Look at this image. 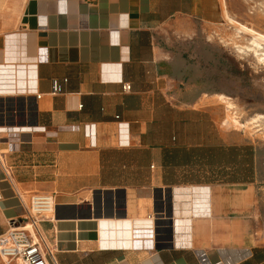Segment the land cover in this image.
<instances>
[{"label":"crops","instance_id":"0c3cea01","mask_svg":"<svg viewBox=\"0 0 264 264\" xmlns=\"http://www.w3.org/2000/svg\"><path fill=\"white\" fill-rule=\"evenodd\" d=\"M228 1L0 11V235L46 193L58 264H264L261 146L225 129L198 83V30Z\"/></svg>","mask_w":264,"mask_h":264},{"label":"rangeland","instance_id":"374dc122","mask_svg":"<svg viewBox=\"0 0 264 264\" xmlns=\"http://www.w3.org/2000/svg\"><path fill=\"white\" fill-rule=\"evenodd\" d=\"M21 1L6 0L0 11L11 17ZM227 8L223 23L198 30L196 48L202 56L207 49L208 63L206 70L203 66L198 67V83L208 85L212 95L208 104L217 109L221 125L241 132L261 146L262 217L258 231L264 238V63L252 51L244 54L239 51L240 47H252L251 35L238 30L239 25H243L264 35V0H229Z\"/></svg>","mask_w":264,"mask_h":264},{"label":"built area","instance_id":"2783aa9c","mask_svg":"<svg viewBox=\"0 0 264 264\" xmlns=\"http://www.w3.org/2000/svg\"><path fill=\"white\" fill-rule=\"evenodd\" d=\"M123 91H131V85L124 84ZM56 94L54 86L52 95ZM3 155L0 153V164L6 168ZM54 212L55 203L52 195L34 194L26 216L14 222L7 233L0 235V264H58L54 248L48 244L40 230L42 222L53 220ZM259 232L257 231L256 235L262 238Z\"/></svg>","mask_w":264,"mask_h":264},{"label":"bare ground","instance_id":"6f19581e","mask_svg":"<svg viewBox=\"0 0 264 264\" xmlns=\"http://www.w3.org/2000/svg\"><path fill=\"white\" fill-rule=\"evenodd\" d=\"M230 23H234V21L232 19H229ZM239 31L242 33H247L251 35V47H246V48H242L240 47L239 51L241 53H247L252 51L255 56L257 57V59L260 62L264 63V35L259 34L257 32H255L254 30H251L250 28H247L243 25H239ZM238 31V32H239ZM240 34V33H239ZM250 45V44H249ZM221 99H225L224 97H221Z\"/></svg>","mask_w":264,"mask_h":264},{"label":"water","instance_id":"95a60500","mask_svg":"<svg viewBox=\"0 0 264 264\" xmlns=\"http://www.w3.org/2000/svg\"><path fill=\"white\" fill-rule=\"evenodd\" d=\"M161 219V218H160ZM166 223H168V222H163V221H161V220H159V222H158V224H157V226L158 227H161V226H163V225H165ZM157 233H158V235H167L166 237H165V239L166 240H169V242L171 241V230H162V229H158L157 230ZM158 239L159 240H162V239H164V238H160V236H158ZM165 247H167V246H165Z\"/></svg>","mask_w":264,"mask_h":264}]
</instances>
